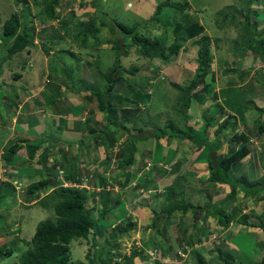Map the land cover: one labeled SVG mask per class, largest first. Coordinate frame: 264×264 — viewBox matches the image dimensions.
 I'll return each instance as SVG.
<instances>
[{
    "label": "rangeland",
    "instance_id": "374dc122",
    "mask_svg": "<svg viewBox=\"0 0 264 264\" xmlns=\"http://www.w3.org/2000/svg\"><path fill=\"white\" fill-rule=\"evenodd\" d=\"M92 1H94V4H92ZM163 1L165 0H62V2L59 1V3H62L61 5L64 7L62 9L57 8V12L60 15V20L58 21L47 20L43 16H37V13L42 8L41 3H43L44 0H25L26 6L30 9V13L27 12L29 14L25 17L20 16V22H31L30 26L33 28L32 32L37 34V43H34L29 48L33 50L32 57H28L25 51L17 53L8 60L4 57H0V67H2L3 70L0 76V152H2L0 155V169L1 166H3L2 169L5 170L2 173L0 171V180L3 178H21L16 180L24 187L36 183H31L24 178H27L25 175L27 176L29 174L28 171L31 168L35 169L32 167L35 165L33 160L38 162L40 155H43L45 150L42 151L39 149L41 154L38 156V160H36L34 156L25 157L24 159L17 156L15 157L16 162L13 160L14 164L11 163L6 165L2 159L3 152L12 145V139L14 140L13 134L18 131V127L28 129H30V127L43 128L45 130H43V136L50 135L52 141L58 142V145L53 146L52 150L59 154V158L56 159L55 155L52 153L51 156L56 160L52 159L50 167L47 164L45 165L46 171H43L42 168L35 169L39 175L36 176V173H34V178L38 180H40V178L42 179L45 173H48V175L53 178L54 176L56 178L57 176L61 177L62 166L66 165L68 162L65 158L71 157L75 153L77 147H79V149L76 150L77 153L82 155L80 159H85L86 156L87 159L91 160L85 161L84 166L80 165L81 161L73 162V168L75 167V169L79 167L85 168L87 164H89L87 165L88 167L92 166V160H94V158L97 159V161H101L104 158L103 154H100L99 151H95V149L97 150L95 147H93L94 149H88L86 148L87 146L80 148L81 140L83 138L86 140L87 134L82 131L77 132L75 126H79L76 122L79 121L83 123L87 118L89 119L88 127L93 126V128L96 127L99 129L104 124V115L97 111L99 110L98 101L94 92H101L104 90L105 81L103 75L112 68L117 67L118 63H115V57L118 55L116 59H120L121 66L119 70H121L123 79L118 81L114 87V90L117 88L115 95L120 99L116 97L112 99L116 111L114 122L121 126V130L117 134L118 141L116 144V151L119 150L120 153L121 149H127L123 142L131 138L129 143L134 146L136 151L134 154V166L129 170L131 171V178L128 184L124 187H121V185L118 188L114 187L116 191H114L113 197L121 200L123 202V207H116L114 200L108 204L111 207V211L105 216L104 222L98 223V225H100L98 230L101 231L102 236L100 234V237H98L96 241L89 239L73 240L71 242L69 246L72 260L71 264H76V262H83L82 264H114L115 262H121L122 264V262L129 258L128 254L132 249L135 248V241L142 244L144 248V257L147 251L158 248L164 251L165 254L169 253L170 259H164L162 263L173 264V259L171 257L173 256V249L177 246L176 241L180 240L186 243L189 234H194V236H192L193 238H195V235L199 237L204 234L203 238L205 242L201 243V245L199 244L197 247L194 245L192 250L201 254L208 264L218 263L215 258L216 247H221L227 251L233 248L237 253L240 251L239 255L245 256L241 264H262L264 257L263 231L258 233L260 229L248 227L245 229L240 227L239 224H234L225 229L219 223L221 219L232 215L236 217L248 216L247 219L254 220L256 217L253 215L256 213L258 214L257 216H260L258 220L262 223L264 221V200L256 207L255 205L257 202H253L254 200L252 198L245 197L240 199L239 196H241L243 191L241 190L242 187L239 182L235 184L236 192L233 194H231V190L228 187L226 189L224 186H222L221 189H217L216 195L202 191L201 188L196 191V194L200 193L203 198L199 197L196 201V206H194L195 209L198 206L202 209L198 210L199 213L197 214L198 216L196 215L195 219L192 217L193 211L191 210L184 216L179 210L171 214L169 219L163 217L159 219L155 218L153 212L161 211L162 208L167 207L170 203L164 200L165 197L163 195L171 179L170 174L174 169L172 165L173 162L169 163L163 159L161 162H157L155 157H159L161 153L163 154L166 151L167 155L168 152H172L168 141L171 142L174 138L180 139L181 146L185 143H191L185 141L187 138L183 140L181 137L174 136L164 137L158 142V140L151 135L157 128H164L166 123L172 122L174 124V129L183 132L187 130L189 134L195 135L196 137L197 132H195L194 129L200 130L207 124L205 123L206 121L203 120L212 117L215 118H212V120L215 121L214 124L211 123L212 125H210L209 123L211 130L214 131L215 128L227 118L226 113H224L223 116H219L221 106H225V102L222 99L215 101L217 103L213 102L204 105L201 104L202 100H200V97L201 95L204 96L205 93H208L209 97H213V94H216L214 92L216 80L218 79V85L222 86L227 82L226 77H231L232 71L237 67L236 60L239 58L238 54L234 53V51H237L242 44L241 39L245 38L243 34L247 32V28L251 32L254 31L253 27H247L244 24V15H248L245 6L252 9L254 13L256 12L257 16L253 13L249 15L250 22L256 25V20L264 21V2H262L264 0H251V3H249L248 0H170L172 2H186L189 9H186L180 15L175 9L165 7L162 9L160 16H156L159 19V23L157 24L154 19H150L154 15L157 5ZM256 2L262 5L261 8L255 6ZM17 3L16 0H0V37L3 21L13 12H21L20 10L23 4L20 6ZM73 15L76 16V18L73 17ZM180 18L202 24L200 25L203 27V34L208 36L210 42L212 56V65L207 75L208 78L206 76L203 82L206 91H204L205 93L201 90L193 92L194 95H196L195 99L191 101L193 110L187 111V123L189 125L192 124L194 128L189 130L184 126L185 117L178 111V105L176 106L179 93L172 89L170 83L174 82L181 86H185L187 82H190L194 77L193 72L192 76L189 78L191 73L187 70L190 68L195 71L197 67L196 58L199 48L197 42L195 43L197 38L184 41L183 48H181L177 57H173L167 61L159 59L148 60L140 54L138 48L135 46H126L123 48L124 51L119 52L114 50L113 42L118 41L119 43L122 39L120 34L111 33L109 28V24H111L112 20L121 22L127 26L136 24L138 26L137 30L141 35L149 36L150 38H161L164 36L168 40V45H170L174 41L171 29L175 27L176 21ZM69 19H72V22L68 27L72 30L76 29L78 23L94 19L95 26L99 31L96 38L89 36L86 45L80 44L82 37H79L77 41H70L71 44L68 50L57 52L56 58H54L50 65L48 64L52 59L45 64L43 60L35 58L37 53L36 47H39V49L43 51V43L58 48L57 42L51 43L48 38L52 39V34L56 32L62 33V31L57 28H59V24L62 23L61 20ZM101 22H105L107 25L103 27L101 26ZM259 27L260 30L264 28L262 25H259ZM241 28H246V30H242ZM40 29L43 30V32L39 33ZM164 32L168 33V37L164 35ZM257 32L261 34V32ZM63 33L66 39L73 40L71 37H68L65 32ZM262 33L264 34V31H262ZM261 36L263 37V35ZM95 40H97V42H95ZM124 40L125 45H127V43L130 44V38ZM3 48V46H0V54L3 52ZM74 49H78L79 51L75 52ZM69 51H73L75 56H70L68 53ZM247 53L249 56L253 55L251 52ZM3 58L5 60L1 62ZM96 60L98 61L97 66L100 70L95 66ZM27 62H30L32 66L29 67ZM164 65L167 66V70L163 68ZM213 66H215V69L211 71ZM256 67L258 68L255 72H250L248 75L250 81L254 80L250 85L242 87L237 91L230 90L229 92L231 93L225 92L227 95L225 99L228 100L226 105L231 109L234 108L236 112L240 113V111H242L243 113L245 105H248L245 101H250L251 99L253 100L252 107L258 105L260 108L264 109L262 102V100H264V77L261 76L264 75V61L258 59ZM135 68L138 69L135 75L122 72V69L132 70ZM183 68L186 70L184 71ZM12 69L14 71H20L22 74L20 82H12L10 79ZM46 73H50L48 84H45ZM236 74L238 75V72ZM236 74L234 77L235 81H237L239 77V75L237 76ZM129 84L132 88L128 86ZM40 88H43L41 92ZM149 89H152L151 99L148 101L150 107L144 103L138 107V110L132 109V111L130 106H135L134 104L138 105V103L134 101L136 99L135 95H137V93L139 94V92L142 93V95L147 94ZM154 89L156 90L155 92L153 91ZM142 95L140 97L138 96V99H141ZM126 96L134 100L128 102V99L125 98ZM221 96L222 94L220 93V97ZM34 97L38 98L33 100ZM31 100H33L31 105L25 107ZM88 101L90 102L88 110L91 109V112L96 111V116L94 113L89 114L88 110H85L82 114L83 109L81 103L86 107L89 105ZM40 105L41 107H39ZM34 107H36V109H33ZM194 108H196V110ZM58 112H63L68 115L69 119L74 123V128L71 131H62L63 129L58 131L63 134H50L47 132L50 131V129L57 130L60 128H58L60 124L57 126L50 125L53 121L52 114L58 117ZM82 116L84 118L83 120H81ZM245 118H249V116L246 115ZM57 120L59 121V118H57ZM61 120L63 119L61 118ZM228 120L234 123L232 118ZM262 122H264L263 117L258 120V124ZM46 124L50 126L47 127ZM241 130L242 128L239 132H241ZM29 131H27L29 133L28 135H31L32 133ZM249 131L254 132L256 129L254 127L251 128L248 124L247 130L243 132L250 136ZM233 132H235V128L233 129L231 126L226 136H228V134L230 136ZM221 133H223V131ZM255 133L256 132H254V135ZM21 134L23 133L21 132ZM96 135L97 132L93 137ZM146 136L147 138H143ZM250 137V139H252L250 141L255 142V138H253V136ZM89 140H91V137ZM158 144L162 145L160 150L157 149ZM24 145L26 146V144ZM238 147V152H240V150L244 152L243 148H240V146ZM83 149H87L85 153ZM230 150H232V148H230ZM86 151L88 152L86 153ZM107 152H109L107 153L108 155H114L109 149ZM122 158H125V156ZM164 158L166 160V157ZM48 159L49 152L45 160ZM112 159L109 165L106 166V170L112 173L109 174V176L113 179L119 178L120 181H123L124 179L120 177L123 175L124 171L116 167L118 159L115 158L114 161H112ZM143 160L145 165L143 164ZM77 163L80 166L76 167ZM39 165L40 164H37V166ZM164 166L171 168V171L169 172L167 170V174L161 175L159 173L162 170H166ZM239 173H241V170H239ZM153 174L155 176L152 177L154 179L151 181L149 175L153 176ZM103 178H108V176ZM142 178H145L144 184L150 183L148 184L149 186L145 188L147 190L142 187L139 188L136 185V183L138 184L143 181ZM240 179L243 180L244 178H239V180ZM249 179L250 178H247V181H249ZM95 180L97 183V179L94 178V181L91 182L93 184H86L90 187L89 191L86 190L89 193L92 192V188H95L93 187L95 186L94 184H96ZM236 180L238 181V178ZM13 181L12 179L11 182ZM257 181L261 186L257 187V189H262L264 180L258 178ZM107 184H110V182ZM158 186L161 187L158 188ZM141 189L142 191H140ZM159 189H162L164 192L155 195L156 190ZM94 191L99 192L96 190ZM239 192L240 195L238 194ZM48 193L49 192H44V195L37 193L36 196L29 199L27 198V192L24 196L20 192L18 194L6 193L3 198H1L0 195V246L12 250L11 256L3 259L0 264H19L21 255L27 249V245H25L24 241L28 242L31 240L36 225L40 221L46 219L54 220L55 216L52 209H42L38 205H33V201L30 203V207H28L25 206V203L22 201H31V199L35 198L38 200ZM93 199L96 203L94 204L93 200H89L88 208L95 207L92 209L91 213L93 217H96L102 205L97 202L99 200L98 196ZM234 200H237V202L239 200V203L241 202V211H234V207H237V202L233 203ZM188 201L189 200H184L183 202ZM203 211L211 213L212 215L208 216L206 214L205 216H201ZM126 218H130L136 226L128 235L115 239V242L119 244L120 247L117 249L113 243L105 242V238L106 236H114L116 234V225L120 221L122 223L126 222ZM198 219L200 223L195 230L194 227L198 224ZM194 221H196L197 224L193 225V228H191V223ZM262 223L260 224L262 225ZM262 226H264V224ZM184 228H187L186 232ZM137 248H139L138 251L134 250L135 256L132 257L134 264L153 263L148 261L145 262L142 253L139 251L142 247ZM210 251L213 252V254ZM109 258L111 261L109 263L108 261L104 263L105 260ZM189 258L191 260L187 264H195L194 257L189 256Z\"/></svg>",
    "mask_w": 264,
    "mask_h": 264
},
{
    "label": "trees",
    "instance_id": "16d2710c",
    "mask_svg": "<svg viewBox=\"0 0 264 264\" xmlns=\"http://www.w3.org/2000/svg\"><path fill=\"white\" fill-rule=\"evenodd\" d=\"M18 5L23 4L21 9V16L25 17L28 16L30 13V9L28 6H26L25 0H16ZM59 1L62 2V0H44L43 3H41V10L37 13V16H43L47 20H54L56 18H59L60 15L57 12V8L62 9L64 6L59 3ZM249 3H251V0H248ZM92 4H94V1H92ZM169 7L175 9L177 12L180 13V15L185 11L186 9H189V6L186 2H172L170 0H165L157 5L154 12V17L150 20H155V22L158 24L159 19L158 17L161 14V11L163 8ZM245 8L248 11V15H245L244 18V24L248 27L252 24L250 22L249 15L252 13L250 8ZM29 12V13H27ZM97 14V13H96ZM73 17L76 18V16L73 15ZM62 21V29L65 32V34L68 37H71L74 41H77L79 37H82L80 44L86 45L88 43V37L91 36L92 38H96V35L98 34V28L95 26V20L90 19L86 22H80L77 24L76 29L72 30L68 26L72 22V19L69 20H61ZM107 24L105 22H101V26L105 27ZM109 28L111 33H117L121 35V41H114L113 42V49L117 52L124 51L123 48L127 47H137L140 54L147 58L148 60L152 59H159L162 61H167L169 59H172L173 57H177L179 55V52L181 48H183L184 41L195 39V43L199 45V48L197 50V58L196 63L197 67L194 71V77L191 79L189 84L185 86H181L177 83H170V86L172 89H174L176 92L179 93L177 98L176 106L178 105L179 112L183 114L185 117V120L187 118V111L190 108V103L192 100L195 99L196 95H194V91L199 87L201 84H203L205 77L210 72V67L212 65V56L210 51V42L208 40V36L206 34H203V27L198 22H191L190 20H186L184 18H180L176 21L175 27L171 29V34L174 38V41L168 45V40L166 37L161 38H150L149 36L141 35L138 32V26L135 24L133 26H127L124 25L121 22H117L115 20L111 21V24H109ZM242 30H246V28H241ZM254 31L251 32L247 28V32H245L243 35L245 38L241 39L242 44L239 46L237 51H234V53L243 56L246 52H251L256 58H258L261 61H264V37L261 36V34L257 32V28L253 27ZM31 27L29 23H21L20 17L16 13H11L2 23V32L0 40L2 42L1 46H3V52H1L0 57H4L7 60L17 53L26 51L27 48L29 49V46L32 45L33 41V30H31ZM164 35L168 37V33L164 32ZM259 36V37H258ZM57 38H63L66 39V36L61 35L60 33H56ZM126 38H130V44L127 43L125 45ZM97 42V40H95ZM237 49V48H236ZM234 49V50H236ZM128 52V51H127ZM126 53V50H125ZM118 54V53H117ZM124 55V54H123ZM118 55L115 57V63L117 64V67L112 68L110 71H108L106 74L103 75L104 81H105V87L103 91H96L94 92V95L97 98L98 101V109L99 111L104 115V124L98 129L96 127L93 128V126H89V119H85L83 123L76 122L79 124V126H75V129L77 131H82L83 133H86V140L84 138L81 140V146L86 145V148H97L95 151H99L100 154H103V159L101 161H97V159L92 160L93 165L92 166H85V168H78L77 171H72V168H64V180L68 182H73L78 184L82 181L81 177H85L87 179L88 184H93L91 182L94 181V178H99L97 180V184L93 187L94 190L97 188L99 189V192H93L89 193L85 190H80L75 187H62L60 186V181L57 180V178L54 176L51 177L47 173H45V177H43L41 180L36 182L35 184L29 185L27 187L23 188V192L21 193L23 196L27 192V198H31L36 196L37 193H41L43 195L44 192H49L46 196L40 198V199H31L30 200H22L23 203H25V206L30 207V203L33 201V205H38L42 209H52L54 212V220L46 219L43 221H40L35 228L34 234L30 241L25 242V245H27V249L23 252L19 259V264H71V253H70V244L73 240H92L96 241L98 237H100V234L102 236L101 231L98 229L100 228L98 225L99 222L105 221V216L108 212L111 211V207L108 205L111 203L112 200H114L115 206H121L123 207V202L119 199H115L114 196V188L113 185L116 184L118 186L121 185V187H124L128 184L129 179L131 178V169L132 166H134V154H135V148L133 145L129 143V140L127 139L124 143L126 148L120 151L116 155L117 161V168L121 171L123 170V175L120 177L123 178V181H120V179L116 178L113 179L109 176V174H112L109 172L108 174V180H106L104 177L105 174H107L108 170H106V166L109 165L110 160L112 159V155H108L107 152L108 149L111 151L113 148L117 147V134L121 130V126L117 125L114 122V115H115V108L114 104L112 103V99L115 97L120 99L118 96L115 95L117 88L114 90L115 85L118 81L122 80V74L120 69V59H116ZM2 59L1 62H3L5 59ZM98 61L96 60L95 66L98 70L99 67L97 66ZM122 72L135 75L138 72V69H127L123 70ZM3 70L2 67H0V76L2 75ZM22 78V74L20 71H14L12 69L10 73V79L13 81H19ZM3 84V83H2ZM4 85V84H3ZM27 107V106H26ZM138 110V108L136 109ZM133 111V110H132ZM259 111H262L259 109ZM89 114H92L91 110H89ZM227 121L219 125L218 129L216 130V134L224 132V129L227 126ZM207 125V124H206ZM205 125V126H206ZM19 128V127H18ZM20 129V128H19ZM86 129V130H85ZM186 129H191L189 125H187ZM159 130V132H158ZM97 135L93 137L94 134ZM171 132V133H168ZM256 133L258 135H261L264 137V122L259 123V125L256 128ZM158 142L160 139L168 136H174V137H181V138H187L188 140H192L196 142V138L189 134V132L186 130L185 132L181 130L174 129V124L172 122H168L165 124L164 128H157L156 131L152 133V135ZM91 137V140L89 138ZM143 138H147L143 137ZM52 141L50 135H46L39 141L34 143H29L28 140H18L14 141V143L8 147L3 152V161L5 164H9L16 156L17 152L21 149L22 145H20L19 142L26 143V149L28 152V157L35 156L36 151L42 146L44 142ZM143 140V139H141ZM231 141L234 142H245L247 141L245 136H238L237 134H234L231 137ZM58 142L53 141L51 144L58 145ZM200 147L206 148L207 150H213V142L210 143L207 141L206 138L201 140V142H197ZM51 145V147H52ZM102 147V148H101ZM162 148V145L158 144L157 149L160 150ZM240 150V152L232 153L230 156H228L225 160L219 161L216 159H211L209 163V177L208 181L211 183H220V184H227L231 189V194L236 192L235 184L237 182L241 183V190L244 193V196H250L254 201H263L264 200V185L262 189H257V187H261L258 181H247V179L243 180H234L231 178L233 175L231 172V166L236 167L238 165V162L244 158V155L246 154L245 149ZM48 149H45V153L40 155V159L38 161V164H40V167L42 170L46 171L45 160L48 156ZM112 153V151H111ZM110 153V154H111ZM125 156V158H122ZM161 154L159 157H155V160L157 162L162 161ZM113 160V159H112ZM97 162V164H96ZM146 162V161H145ZM144 164V161H143ZM97 165V166H96ZM145 165V164H144ZM142 165V166H144ZM81 166H84V162L81 163ZM53 167V166H52ZM55 168V167H54ZM32 169V168H31ZM31 169L29 171H31ZM26 170V169H25ZM141 170V169H140ZM233 170V168H232ZM26 172V171H25ZM104 174V175H103ZM143 174V173H142ZM159 174L165 175L167 174V169L165 171H161ZM57 176V175H56ZM233 177V176H232ZM154 178H150L152 181ZM264 180V178L262 179ZM90 182V183H89ZM110 182V184H107ZM96 183V180H95ZM178 181L173 183L170 186H166V192L164 194L165 199L172 200L176 198V196L182 195L183 191H177L176 187H178ZM108 185V186H107ZM137 187L146 188L147 184H144L143 182L136 183ZM107 187V189H106ZM109 187V188H108ZM262 192V193H261ZM6 193H14L17 194L15 185L13 182L10 181H1L0 182V195L1 198L5 196ZM39 196V195H38ZM99 198L97 201L100 205H102V208L98 214V216L93 217L92 216V209L88 208L89 200H93L94 204L96 203L94 201V197ZM89 201V202H88ZM173 201V200H172ZM193 210L194 217L199 213L198 210H202L198 207H195L191 204H186L183 202L180 203H170L167 207H165L163 210L159 212H153L155 215V218H165L169 219L170 215L176 212L177 210H181L183 214L187 212V210ZM234 211L238 212V208L234 207ZM215 214V213H213ZM234 214V213H233ZM234 216V215H232ZM232 216H227L224 219H221L219 221L220 225H222L225 229L228 227V224L233 219ZM260 216H257L259 218ZM248 216H242V219L239 220L240 223H244L246 225H250L252 227H261L264 229V226L257 222H248L247 223ZM107 223V221H106ZM154 223V222H153ZM135 223L132 222L130 218H126V222H119L116 225L115 228V235L112 237L106 236L105 242L113 243L114 246H116L117 249H119V244H117L115 239L118 237H122L125 235H128L131 233V231L135 228ZM185 232L187 231V228H184ZM184 232V233H185ZM204 234L197 237L195 240L189 242L190 245L192 243L198 242L199 244L204 243ZM191 239V237H190ZM137 241H135L134 246L135 248L132 249V251L129 253V258L122 262V264H134L132 257L135 256V251H138L139 248L142 247L139 251L143 255V246L137 245ZM187 243V242H186ZM181 246V245H180ZM135 250V251H134ZM120 251V250H119ZM163 255L169 256V253L165 254L164 251H162ZM211 252V251H210ZM216 255L215 258L218 261V264H233L237 257V253L235 250H224L221 247H216L215 249ZM213 254V252H211ZM12 254V250L5 249L4 246H0V262L3 261V259L10 257ZM191 255L194 257L195 264H208L204 258L201 256V254H198L196 252H192ZM171 256V255H170ZM142 257V256H141ZM172 258V257H171ZM148 256L143 255V260L147 262ZM173 261L175 258H172ZM108 263L111 261V259L105 260L104 263ZM264 262V257L263 260ZM262 262V264H263ZM83 262L79 263L76 262V264H82ZM155 264H163L161 260H156L154 262ZM114 264H121L114 263Z\"/></svg>",
    "mask_w": 264,
    "mask_h": 264
},
{
    "label": "crops",
    "instance_id": "0c3cea01",
    "mask_svg": "<svg viewBox=\"0 0 264 264\" xmlns=\"http://www.w3.org/2000/svg\"><path fill=\"white\" fill-rule=\"evenodd\" d=\"M262 2H264V1H262ZM254 3H255V1H254ZM255 6L257 8H261L262 5L258 4L256 2ZM251 8H252V5H251ZM263 8H264V4H263ZM250 10L252 11V9H250ZM252 13L257 16L256 12L254 13L252 11ZM244 18H245V15H244ZM244 18H243V20H244ZM255 23H256V25L251 23L252 27L257 28L256 30L261 32V35H263V37H264V34L262 33V31H264V28H261L263 30H260V27H259V25H262V27H264V21L256 20ZM247 54L248 53L246 52L245 55H243V56L238 55L239 58H237V60H236L237 67L232 71V75H231L230 78L226 77L227 82L224 85L219 86L218 85L219 81H218V79L216 80V87H215V90H214V92L216 94H213V97H209L208 93L204 92V91H206L205 84H202L201 86L197 87V89L195 90V91L201 90L203 93H205L204 96L201 95V97H200V100H202L201 104L206 105L207 103H213V102H215L217 100H221L222 99L225 102V106H221V111L219 113V116H223V114L226 113L227 114L226 115L227 118L224 121H222L219 125H221L225 121H227L228 123H227V126L224 129L223 133L216 134V130L218 129L219 125H218L217 128H215L214 131H212L210 126H209V123H210V125H212L215 122L214 120H212L213 117L212 118H207L206 120H203V121H206L205 123H207V125L205 124L206 126L204 128H202V129H200V130L194 129L192 127V124L189 125L187 123V120H188V118H187L185 120V122H184V126L187 127V125H189L191 129H194V131L197 132L196 137L194 135V137L196 138L197 141L194 142L192 140L185 139V141H188L191 144H188V143L186 144L185 143L182 146H181V141H179L180 139L174 138L173 141H171V142L168 141L172 152H170V153L168 152V155L166 154L167 151L165 153H163V154L161 153V157L163 158L164 161H167L169 163L173 162L172 165H173L174 169H173V172L170 174L171 179L168 182V186H170L173 183L178 181L179 184H178V187H176V192L177 191H183V193H182V195L178 194L176 196V198L172 199L173 201L172 200L169 201L167 199H164L165 201H167V202L169 201L170 203L171 202L172 203H180V202H183L184 200H189L188 202H183V203L191 204L193 206H196L197 199L199 197L203 198L200 193L196 194V191L200 190V188L202 189V191H206L207 193H211V194H214V195L217 194V189H221L222 186H224V188H226V189H227V187L230 189V187L227 184L209 182L208 181V177H209L208 168H209L210 160L212 158L213 159L217 158L219 161L225 160L228 156H230L231 153H235L238 150V148H239L238 146H240V148L245 149L246 154L244 155V158L238 162V165H236V167H233L234 165L231 166V172L233 174L232 175L233 177L232 176L231 177L234 180H236L238 178V181H239V178H246V179L250 178L249 181H251V182L257 181L258 178H260V179L264 178V137L261 136V135H258L257 133H255V135H254V132H256V131H254V132L253 131H249L250 136H253V138H255V140H254L255 142H251L250 141V140H252V139H250L251 137L247 133L243 132L244 130H247V125L248 124H249V126L251 128L252 127H254L255 129L257 128V125H259L258 124V120L262 119V117L264 119V109L260 108V106H258V105H255L254 107H252L253 106V100L251 99L250 101H248V100L245 101V103L248 104V105L247 106L245 105L243 113H242V111H240V113H239V112H236L234 108L233 109L229 108L226 105L227 104L226 102L228 100L225 99V96H227L225 94L226 91L227 92H229L230 90L237 91L238 89H241L242 87L250 85L254 81V80L250 81V78H248V75H249L250 72H255V70L259 67V66L256 67V63L258 61V58H256L252 54H250L252 56H249ZM30 57H32V55ZM35 58H38V59L42 60V58L40 57V55L38 53H36ZM184 67H185V64H184ZM163 68L165 70H167V66L164 65ZM183 69H184V71L186 70L185 68H183ZM214 69H215V66L212 67L211 71H213ZM187 71L189 73H191V75H189V78H190L194 71L191 70L190 68ZM234 71H236V72H234ZM154 72H156V71H154ZM237 72H238V75H239L240 78L238 77V80L235 81L234 77H235V74ZM261 76L264 77V75H261ZM45 77L49 78L50 77V73H46ZM207 78H208V76H207ZM185 83H186V81H185ZM188 83L189 82H187V84ZM128 86H130V88H132V86L130 84ZM42 89L43 88H40V92H41ZM151 90L152 89H149L147 94H143V95L140 92H139V94L137 93V95H135L136 96L135 100L133 98H130V97L126 96L125 98L128 99L127 100L128 102H130L131 100H134V101H136L138 103V105L134 104L135 106H130V109L131 110L132 109L136 110L138 107L141 106V104H144V103L146 105H148V107H150L149 106L150 103H148V101L151 99V94H152ZM153 91L155 92L156 90L154 89ZM220 93L222 94L221 97H220ZM229 93H231V92H229ZM141 95H142V98L138 99V96L140 97ZM28 98H29V96H28ZM36 98H38V97H34L33 100H35ZM70 99H72V98H70ZM210 99H212V100H210ZM33 100L28 102L26 104V106L31 105ZM73 100H75V99H73ZM76 102L80 103L79 101H76ZM262 102H263V105H264V100H262ZM193 103H195V102H193ZM215 103H217V102H215ZM81 104H82V109H83L82 110V114H83L85 110L89 109L90 102L88 101L89 105L86 106V107L83 106V103H81ZM191 106L193 107L192 103H191L190 107ZM39 107H41V105ZM192 107L189 108V110H191V109L193 110ZM33 109H36V107H34ZM194 109L196 110V108H194ZM259 109L262 110V111H259ZM93 113H94L95 116L97 115L96 111L92 112V114ZM57 114H59L58 117H55V114H52L53 121L50 123V125L52 124L53 126H57V125L60 124V126H58V128L59 127L60 128L57 129V130L50 129V131H47V132L50 133V134L51 133H56V135H58L59 133H61V132H58L61 129H63L62 131H71L74 128L73 127L74 123H73L72 120L69 119V116L66 115L63 112H58ZM61 115H63V116H61ZM246 115H248L249 118H245ZM60 117L63 120H61ZM57 118H59V121L57 120ZM230 118H232L234 120V123L231 122V120L229 122L228 119H230ZM83 119L84 118L82 116L81 120H83ZM213 119H215V118H213ZM189 122H190V120H189ZM50 125L46 124L47 127H49ZM231 126H232L233 129L235 128V132L231 133L230 136H229V134H228V136H226V134L228 133V129ZM241 128H242V130H241V132H239ZM209 129H210V131H209ZM43 130H44L43 128L40 129V128H37V127H35V128L34 127H30V129H28V128H20L19 129L18 128V131H16V128H15L16 133L13 134L14 135V140L12 139V144L14 143V141L18 140V138L20 140H24V139L28 140L29 143H34V142L37 143V141H39L40 139H42L43 137L46 136V135L43 136ZM27 131L31 132L32 134L28 135L29 133ZM76 131H77V129H76ZM21 132L23 134H21ZM77 132H79V131H77ZM234 133L237 134L238 136H240V135L245 136L247 141H245L243 143L242 142L231 141V137L234 135ZM61 134H63V133H61ZM204 138H206L207 141L210 142V143L213 142V145H214L213 148L214 149L212 151L211 150L209 151L206 148L200 147V145L197 143V142H201V140H203ZM182 139L184 140V138H182ZM22 142H19L20 145H22V147L17 152L15 157L20 156L22 159H24L25 157H28V152H27L26 147H24L25 146L24 144H26V143H22ZM52 142L53 141H51V140L49 142L48 141L44 142L42 144V146L39 148L42 151L45 150V149L49 150V159L47 160V163H46L49 167L51 165L50 163L52 162V159L53 160L55 159V158H53L51 156L52 153L55 155L56 159L59 158L58 157L59 154L55 153L52 150L53 146H56L54 144L52 145L51 144ZM51 145H52V147H51ZM85 146L86 145L84 144L80 148H84ZM230 148H232V150H230ZM39 149L36 151L35 156H34L36 160H38V156L41 154V151H39ZM77 149H79V147H77ZM76 150H75V153L71 157L65 158L66 160H68V162L66 163V165L62 166L64 168H66V169L72 168V171H74V172L77 171L78 168L77 169H75V167L73 168V164H72L73 162L81 161V163H83L85 161L91 160V159H87L86 156H85V159H82V158L80 159V157H82V155L80 153H77ZM85 150H87V149H83L84 153H85ZM50 151H52V152H50ZM59 152H61V151H59ZM87 152L88 151H86V153ZM1 154H2V152H0V155ZM164 157H166V160H165ZM13 160L15 161V158ZM13 160L9 164H11V163L14 164ZM33 162L35 163V165L32 166L33 168L41 169V167H39L40 165L37 166V164H38L37 161L33 160ZM81 163H80V165H81ZM9 164H6V165H9ZM140 164H141V162H140ZM80 165L77 163L76 167H78ZM241 167H242V169H241ZM2 168H3V166H1V169H0L1 173L3 171H5ZM232 168H233V170H232ZM35 169H31V171H28L29 174L27 176L25 175V177H27V178H24V179L29 180V182H31V183L38 182L39 180L34 178V173H36V176L39 175L38 172ZM239 170H241V173H239ZM6 175L8 176L9 174H6ZM253 176H255V177H253ZM6 179H7V181H10V182L13 179L14 183L16 182V184L18 186L22 187V190H23L24 186L19 181H17V180H19L21 178H3L0 181H5ZM40 180H41V178H40ZM57 180H59L61 182L62 178H57ZM25 184H26V181H25ZM146 184H147V186H149L148 184H150V183H146ZM160 187L161 186H158V188H160ZM238 194L240 195V192ZM239 197H240V199H242V198H245V197L249 198L250 196H244V193H241V196H239ZM251 201H253V200H251ZM236 202H237V200L233 201V203H236ZM253 202H256V201H253ZM240 203H239V200H238V202H237L238 210H240L242 208V205H240ZM259 204H261V201H258L255 206L258 207ZM163 209L164 208H162L161 210H163ZM189 210H191V209H189ZM189 210H187V212ZM177 211H179V210H177ZM191 211H193V210H191ZM181 213H182V211H181ZM185 214L182 213L183 216ZM206 214L208 216L212 215L211 213L203 211L201 213V216H205ZM257 215H258L257 213L255 215H253L254 217H256L254 220L247 219L246 220L247 223L248 222H254L255 223L257 221H258L259 224L262 223V222H260L258 220ZM192 217H194V213H193ZM195 217H194V219H195ZM240 219H242V216L241 217H236V216L233 217V219L228 224V227L229 226H233L234 224H239L240 227H243L245 229L248 227V228L260 229V231L258 233H260L261 231L264 232V229H262L261 227L257 228V227H252L250 225H246L244 223H240L239 222ZM197 222H198V224H197ZM197 222L194 221L193 223H191L192 224L191 228H193V225L197 224L194 227V229L196 230L197 226L200 223L199 219H198ZM263 224H264V221H263L262 225ZM192 236H194V234H192V235L189 234L187 241H192L193 239L195 240L197 238L196 235H195V238H193ZM190 237H191V239H190ZM182 243H184V241L181 242L180 240H177L176 241V245L177 246L173 249V252L176 250V248H178L180 245H182ZM231 250H234V249L232 248ZM239 253H240V251L237 253V257L235 259V262L237 264H241L242 260L244 259V257L243 258L239 257ZM172 255H173V253H172ZM172 258H174V255L172 256Z\"/></svg>",
    "mask_w": 264,
    "mask_h": 264
},
{
    "label": "clouds",
    "instance_id": "9594fccd",
    "mask_svg": "<svg viewBox=\"0 0 264 264\" xmlns=\"http://www.w3.org/2000/svg\"><path fill=\"white\" fill-rule=\"evenodd\" d=\"M21 6V5H20ZM21 9H23V8H21ZM21 11V10H20ZM14 13H16V14H18L19 15V17L21 16V12L20 13H18V11H15ZM54 20H60L59 18H56V19H54ZM21 23H24V21L23 22H21ZM25 23H29V25H30V23L31 22H27V21H25ZM43 24V23H42ZM41 24V25H42ZM62 23H60L59 24V28H57V29H59V30H61L62 31V33H60V32H58V33H60L61 35H63V29H62ZM31 27V26H30ZM31 30H33V28L31 27ZM30 30V31H31ZM40 32H43V30H41L40 29V31H39V33ZM57 33V32H56ZM56 33L55 34H52V39H49L48 38V40H49V42H51V43H54V42H57V45H58V48H55V46H51V45H49V44H45V43H43V51H41L40 49H39V47H36V49H37V53L40 55V57L42 58V60L44 61V63L46 64L49 60H51L50 61V63L48 64V65H50L51 63H52V61L54 60V58H56V53L57 52H60V51H65V50H68V48H69V45L71 44V42H72V40L71 39H63V38H57L56 37ZM71 41V42H70ZM36 44L37 43V34H35V33H33V41H32V45L33 44ZM1 44H2V42L0 41V46H1ZM31 45V46H32ZM31 46H29V48L31 47ZM74 51L75 52H78L79 50L78 49H74ZM81 51V50H80ZM24 52V51H23ZM32 52H33V50H31V49H28L27 48V50L25 51V54L28 56V57H30L31 55H32ZM69 54H70V56H72V57H74L75 56V54H74V52L72 51H69L68 52ZM27 64L29 65V67H31L32 65H31V63L30 62H27ZM49 79L50 78H48V77H45V84L47 83H49ZM189 110V109H188ZM98 112H100L99 110H98ZM25 147V146H24ZM112 154L114 153V155L113 156H115V157H113V160L112 161H114L115 160V158H116V155L119 153V150L118 151H116V147L115 148H113L112 150ZM144 161V160H143ZM96 164H97V162H96ZM157 164V163H156ZM149 165V164H148ZM97 166V165H96ZM153 166H154V164H153ZM116 167H117V165H116ZM169 172L171 171V168H167L168 166H164ZM108 174H109V172H107V174H103L104 175V177H107L108 176ZM107 175V176H106ZM64 167H62V169H61V177H58L57 176V178H62V181H61V183H60V186H62V187H64V184L66 183V184H70V185H72V187H73V185H79V184H81L82 182H85V184H87L88 185V183H87V181H85L83 178H85V177H81V179H82V181L81 182H79L78 184H76V183H73V182H68V181H66V180H64ZM155 175L153 174V176H150L149 175V177L150 178H152V177H154ZM106 180L108 179V178H105ZM145 178H142V180H144ZM97 180H99V178H97ZM141 182H143V181H141ZM13 184L15 185V188H16V191H17V194L20 192V193H22L23 192V190H22V187H20V189H17V184H16V182L14 183V181H13ZM97 184V183H96ZM95 184V185H96ZM66 187H69V186H66ZM114 187H119L118 185H116V184H114L113 185V188ZM75 188H78V187H75ZM109 188V187H108ZM147 188V187H146ZM145 189V188H144ZM145 190H147V189H145ZM96 191H99V189H97L96 188ZM140 191H142V189L140 190ZM93 192V191H92ZM143 192H144V190H143ZM153 192V191H152ZM164 191L162 190V189H159V190H156V192H155V195H158V194H160V193H163ZM44 195V194H43ZM164 196V195H163ZM136 240V239H135ZM141 242V241H140ZM187 242V244H189V242L190 241H186ZM183 244H185V242L184 243H182V245L181 246H183ZM192 245L194 246H199V243L198 242H196V243H192ZM201 245V244H200ZM181 246H179L178 248H180ZM178 248H176V250L178 249ZM175 250V251H176ZM175 251L173 252V255H175ZM195 250H191V253L192 252H194ZM191 253H190V257L192 256L191 255ZM129 255V254H128ZM239 257L240 258H243V257H245V256H241V255H239ZM190 258H189V261L188 262H190ZM191 264V263H190ZM218 264V263H217ZM233 264H237L235 261L233 262Z\"/></svg>",
    "mask_w": 264,
    "mask_h": 264
},
{
    "label": "built area",
    "instance_id": "2783aa9c",
    "mask_svg": "<svg viewBox=\"0 0 264 264\" xmlns=\"http://www.w3.org/2000/svg\"><path fill=\"white\" fill-rule=\"evenodd\" d=\"M85 181H87L86 178H83ZM66 186H69V187H72V185L70 184H64V187ZM73 187H78V189L80 190H89L90 187H88L85 182H82L81 184L79 185H73ZM17 189H20V186H17ZM94 188H92L93 190ZM96 190V189H95ZM116 191V189H115ZM137 245H141V243H138L136 242ZM192 247L193 245H190V244H183V246H181L180 248H178L176 251H175V255H174V258L175 260L173 261V264H187L188 261H189V255L191 253V250H192ZM145 256H148V262H153L151 264H155L154 262L156 260H164V259H170L169 256L167 255H163L162 252H161V249H158V248H153L149 251H147L145 253Z\"/></svg>",
    "mask_w": 264,
    "mask_h": 264
}]
</instances>
